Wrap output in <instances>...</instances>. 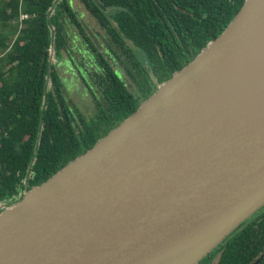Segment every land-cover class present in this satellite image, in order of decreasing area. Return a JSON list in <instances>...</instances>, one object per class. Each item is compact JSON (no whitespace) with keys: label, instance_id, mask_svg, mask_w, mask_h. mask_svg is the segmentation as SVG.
<instances>
[{"label":"water","instance_id":"obj_1","mask_svg":"<svg viewBox=\"0 0 264 264\" xmlns=\"http://www.w3.org/2000/svg\"><path fill=\"white\" fill-rule=\"evenodd\" d=\"M263 207L264 0H243L132 114L2 206L0 264H198Z\"/></svg>","mask_w":264,"mask_h":264},{"label":"trees","instance_id":"obj_2","mask_svg":"<svg viewBox=\"0 0 264 264\" xmlns=\"http://www.w3.org/2000/svg\"><path fill=\"white\" fill-rule=\"evenodd\" d=\"M73 1V3L71 2ZM6 0L0 6V201H18L132 114L173 72L181 69L233 19L243 0ZM82 5L107 31L137 93L126 89L110 62L97 53L101 72L80 76L97 83L85 117L66 101L56 65L74 31L96 47L71 6ZM19 14L27 18L18 27ZM66 17L68 19L66 20ZM111 21V22H110ZM68 26V37L66 34ZM88 27V26H87ZM96 36L99 32L90 28ZM100 30V29H99ZM100 33L102 31L100 30ZM129 41L137 53L124 45ZM56 64L49 62V51ZM48 84V86H47ZM14 196V197H13ZM264 264V207L253 214L198 264Z\"/></svg>","mask_w":264,"mask_h":264},{"label":"flooded vegetation","instance_id":"obj_3","mask_svg":"<svg viewBox=\"0 0 264 264\" xmlns=\"http://www.w3.org/2000/svg\"><path fill=\"white\" fill-rule=\"evenodd\" d=\"M71 9L79 23L81 19L88 26L86 19H91V21L96 24V26L102 31V33H99L100 35L96 36V40L99 45V48H96V50L89 47L87 41L78 33V31H74V33H72L75 34L72 35V40L69 41L72 44V48L71 46H68L65 49L62 60L59 64L56 65V68L58 67L61 71L60 77L62 79V88L64 93L66 94L68 92H79L81 90L89 98H91V100H93L94 97L97 96V89H95V87L97 88L98 86L97 83H87L80 76L82 72L84 73L85 69L90 75L96 72H101L102 68H100V66L98 65L99 58L96 56L97 53H99L103 57H105L104 54H107L109 56L108 58H106V60L110 62L114 73H117L116 75H118L119 78L124 82L127 89V84L124 80L125 76L129 77L130 79H134L131 77L132 71H130L129 74L126 70V65L127 63L130 64V60L126 61V58L120 55L121 50L118 48L116 49V55H118L119 58L117 60V57H115V55L112 53L114 47L112 45L111 47L107 45V43L110 42L107 31L104 28L100 27L99 23H96L95 18H92L91 15L88 14L84 6L72 5ZM101 12H103L106 15V18L109 19L108 17L111 14L110 10L105 9ZM67 19L68 17H66V20ZM68 32L70 31L68 30V26H66L67 37ZM128 42L129 41L124 40V45L130 48L129 44H127ZM68 86L70 88H68ZM2 204L4 203L0 201V207H2ZM214 259L215 260L211 261L210 264L216 263L217 258Z\"/></svg>","mask_w":264,"mask_h":264},{"label":"rangeland","instance_id":"obj_4","mask_svg":"<svg viewBox=\"0 0 264 264\" xmlns=\"http://www.w3.org/2000/svg\"><path fill=\"white\" fill-rule=\"evenodd\" d=\"M6 0H0V6L2 3H4ZM73 3V1H71ZM75 5V4H72ZM86 22L88 23V26L90 28H93L95 31L100 33L99 28L96 26V24H94L91 19H86ZM127 44H129V47L131 48V51L136 54L137 51L135 48H133L130 43L128 42ZM71 46L72 48V44L69 42V47ZM52 51H49V62L52 64H56L55 59L52 57ZM59 74H61L60 69L57 70ZM117 73H115L116 75ZM118 76V75H116ZM126 84H127V89L129 92H131L132 94H136L137 93V83L140 81L139 79L136 78V76L134 77V79H130L129 77L124 78ZM48 86V84H47ZM68 88H70L68 86ZM66 101L68 103V105L71 108V111L73 113L74 116H76V113L73 109L78 110V112L81 113V115H84L85 117H88L89 114L92 113V107H90V99L88 98V96L83 93L81 90L79 92H68L66 93ZM215 259H212V261H214Z\"/></svg>","mask_w":264,"mask_h":264},{"label":"built area","instance_id":"obj_5","mask_svg":"<svg viewBox=\"0 0 264 264\" xmlns=\"http://www.w3.org/2000/svg\"><path fill=\"white\" fill-rule=\"evenodd\" d=\"M27 18V16L25 15V14H19V18H18V23H19V25H18V27L20 28L21 26H20V23L23 21V20H25ZM18 191V194H21V193H23L22 192V190H20V189H18L17 190ZM4 204H2V206H3ZM2 207H0V209H1Z\"/></svg>","mask_w":264,"mask_h":264}]
</instances>
